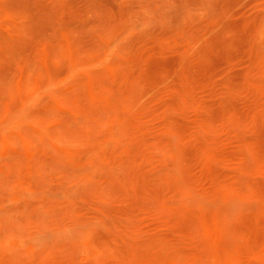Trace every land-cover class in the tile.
Segmentation results:
<instances>
[{
  "label": "rangeland",
  "instance_id": "rangeland-1",
  "mask_svg": "<svg viewBox=\"0 0 264 264\" xmlns=\"http://www.w3.org/2000/svg\"><path fill=\"white\" fill-rule=\"evenodd\" d=\"M0 264H264V0H0Z\"/></svg>",
  "mask_w": 264,
  "mask_h": 264
}]
</instances>
